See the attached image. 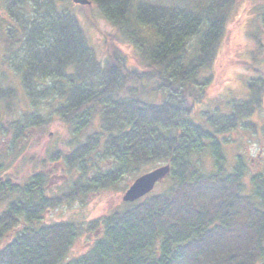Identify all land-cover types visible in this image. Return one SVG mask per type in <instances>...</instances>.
<instances>
[{
  "label": "trees",
  "instance_id": "trees-1",
  "mask_svg": "<svg viewBox=\"0 0 264 264\" xmlns=\"http://www.w3.org/2000/svg\"><path fill=\"white\" fill-rule=\"evenodd\" d=\"M90 1L0 0V133L13 138L0 151V264H264V169L249 173L242 155L229 165L224 149L233 131L257 129L248 119L264 105L256 35L246 95L197 111L238 0ZM94 8L112 27L103 53L81 19L96 25ZM54 118L69 140L44 162H60L62 183L4 175L28 131ZM164 164L158 190L108 215L44 221ZM83 233L91 245L70 258Z\"/></svg>",
  "mask_w": 264,
  "mask_h": 264
},
{
  "label": "rangeland",
  "instance_id": "rangeland-1",
  "mask_svg": "<svg viewBox=\"0 0 264 264\" xmlns=\"http://www.w3.org/2000/svg\"><path fill=\"white\" fill-rule=\"evenodd\" d=\"M73 1V0H72ZM87 6V5H85ZM96 25H91L86 17H82V23L87 30L91 45L97 52L105 51L104 32L111 31L112 27L101 17L97 10L92 9ZM264 13V0H238L234 7L222 46L219 51L214 72L215 85L209 92V100L198 105L197 111L215 105L227 98L244 97L247 93L245 81L253 75L246 68L247 62L252 60L253 38L256 35L263 44V53L259 57V65L264 66V28L262 15ZM90 15V17H91ZM131 52L132 48L125 46ZM21 112L30 111L27 102H23ZM45 118L51 114L49 108L39 110ZM248 121L255 123L257 129L239 128L230 134V142L224 144V149L229 165H232L238 155H242L249 165V173H255L264 169V105L260 111L255 112ZM256 121V122H255ZM4 125V124H3ZM2 125V126H3ZM13 138L0 133V151L7 149ZM69 140V132L64 124L54 118L50 122L36 125L28 131L27 138L21 144V151L13 158L5 160L12 178L25 179L36 170H46L53 174L52 189H56L64 178L65 171L59 163L50 164L48 153L57 149H66ZM1 153L0 156H3ZM46 163V164H45ZM203 168L207 171L213 169V159L208 155L203 159ZM249 178V177H248ZM134 178H125L115 189L103 190L89 196L87 202L82 204L79 200L71 204L60 206L48 211L44 221L51 223L56 221H76L86 223L91 220L108 215L123 205L124 187L132 184ZM161 183L156 185L158 190ZM94 234L83 233L75 242L70 252V258L85 253L91 245Z\"/></svg>",
  "mask_w": 264,
  "mask_h": 264
},
{
  "label": "water",
  "instance_id": "water-1",
  "mask_svg": "<svg viewBox=\"0 0 264 264\" xmlns=\"http://www.w3.org/2000/svg\"><path fill=\"white\" fill-rule=\"evenodd\" d=\"M75 4L90 5V0H73ZM170 173V164L158 166L138 176L125 191L123 201L133 202L151 193L156 185L162 182Z\"/></svg>",
  "mask_w": 264,
  "mask_h": 264
}]
</instances>
